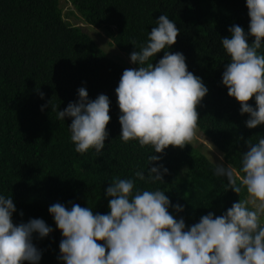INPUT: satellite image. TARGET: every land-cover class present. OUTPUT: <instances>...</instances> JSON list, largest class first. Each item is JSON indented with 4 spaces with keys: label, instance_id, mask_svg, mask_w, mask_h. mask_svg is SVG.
I'll list each match as a JSON object with an SVG mask.
<instances>
[{
    "label": "trees",
    "instance_id": "16d2710c",
    "mask_svg": "<svg viewBox=\"0 0 264 264\" xmlns=\"http://www.w3.org/2000/svg\"><path fill=\"white\" fill-rule=\"evenodd\" d=\"M69 1L86 23L104 29L129 58L146 44L161 15L176 23L177 42L152 62L157 63L165 51L185 55L188 70L201 77L209 90L198 107L197 127L239 173L247 142L264 138V124L248 128L249 114L240 113L241 104L222 83L230 62L222 38L231 36L233 25L248 31L246 0ZM61 3L0 0V195L13 199L15 224L43 219L53 229L46 237L33 233L32 242L41 252L38 264H65L59 259L64 237L49 207L61 203L70 210L79 204L92 208L94 214H108L111 198L106 189L117 178L133 179L140 190L165 191L172 204L170 213L189 227L209 212L220 216L234 202L249 199L246 188L241 186L238 194L232 190L227 177L215 174L218 164L191 143L154 153L138 140L122 141L115 89L128 67L66 20ZM260 51L264 53V46ZM81 87L91 100L105 94L111 101L109 136L101 153L76 152L69 127L72 118L58 119L59 111L79 100ZM249 103L255 107L254 98ZM152 154L162 159L150 164ZM159 164L169 171L164 181L151 183L148 169ZM137 171L145 174V180L136 177ZM176 204L184 210L177 211Z\"/></svg>",
    "mask_w": 264,
    "mask_h": 264
},
{
    "label": "clouds",
    "instance_id": "9594fccd",
    "mask_svg": "<svg viewBox=\"0 0 264 264\" xmlns=\"http://www.w3.org/2000/svg\"><path fill=\"white\" fill-rule=\"evenodd\" d=\"M246 5L248 31L233 25L231 36L222 38L230 57L222 83L241 104L240 113L249 114L246 126L256 128L264 124V53L260 51L264 0H246ZM179 33L176 23L161 15L146 44L130 54L140 67L125 69L115 89L122 141L138 140L154 153L192 142L200 118L198 107L209 91L202 78L188 70L182 52L165 51L157 63L152 62L177 42ZM78 96V101L58 112V119L72 118L69 127L76 152L101 153L109 136L111 101L105 94L89 99L85 87L78 89ZM253 98L255 107L249 103ZM247 145L239 173L231 165L218 164L215 174L227 177L237 194L241 186L246 188L249 199L234 202L220 216L209 212L190 227L170 213L172 204L165 191L140 190L133 179L117 178L107 187L108 214H94L92 208L79 204L70 210L61 203L51 205L49 212L64 237L59 259L65 264H264V138ZM161 159L155 154L148 157L150 164ZM168 171L162 164L149 167L147 179L164 181ZM135 175L146 178L141 171ZM174 207L184 210L180 204ZM14 212L13 199L0 195V264H38L41 252L32 242L33 233L46 237L53 229L43 219L17 225Z\"/></svg>",
    "mask_w": 264,
    "mask_h": 264
},
{
    "label": "rangeland",
    "instance_id": "374dc122",
    "mask_svg": "<svg viewBox=\"0 0 264 264\" xmlns=\"http://www.w3.org/2000/svg\"><path fill=\"white\" fill-rule=\"evenodd\" d=\"M61 6L63 8L65 19L79 26L84 32L91 35L110 57L118 59L119 62L124 63L128 68H135L130 58L117 48L111 38L107 35L106 31L86 23L71 1L62 0ZM70 12H73V14H70ZM191 144L207 155L214 163L228 166L223 154L198 127L196 128ZM221 157H223V159H221ZM262 220H264V217H262Z\"/></svg>",
    "mask_w": 264,
    "mask_h": 264
}]
</instances>
